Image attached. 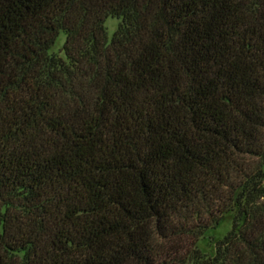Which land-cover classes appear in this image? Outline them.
Segmentation results:
<instances>
[{"label":"trees","instance_id":"1","mask_svg":"<svg viewBox=\"0 0 264 264\" xmlns=\"http://www.w3.org/2000/svg\"><path fill=\"white\" fill-rule=\"evenodd\" d=\"M0 264H264V0H0Z\"/></svg>","mask_w":264,"mask_h":264},{"label":"rangeland","instance_id":"2","mask_svg":"<svg viewBox=\"0 0 264 264\" xmlns=\"http://www.w3.org/2000/svg\"><path fill=\"white\" fill-rule=\"evenodd\" d=\"M116 23H117V19L114 17H107L105 19L104 27H105V33L107 39L111 37V34L115 29ZM62 41H63V34L60 33L54 45V49H57L61 45ZM230 219H231V214H226L223 217L222 221L218 224V226H216V228L211 230L209 234H206V237L200 242L199 245L202 250L211 249L210 247L211 243L215 241L219 236H221L223 232L228 228Z\"/></svg>","mask_w":264,"mask_h":264}]
</instances>
